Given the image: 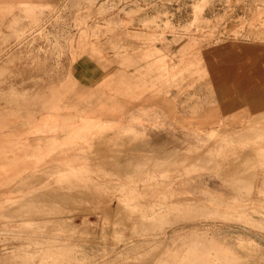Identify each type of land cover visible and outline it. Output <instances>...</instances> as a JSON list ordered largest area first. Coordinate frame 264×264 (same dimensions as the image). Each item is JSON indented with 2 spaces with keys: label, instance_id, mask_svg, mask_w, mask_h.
I'll return each mask as SVG.
<instances>
[{
  "label": "rangeland",
  "instance_id": "374dc122",
  "mask_svg": "<svg viewBox=\"0 0 264 264\" xmlns=\"http://www.w3.org/2000/svg\"><path fill=\"white\" fill-rule=\"evenodd\" d=\"M19 3L0 1V264H264V118L229 99L264 81V53L236 54L264 52V0Z\"/></svg>",
  "mask_w": 264,
  "mask_h": 264
},
{
  "label": "crops",
  "instance_id": "0c3cea01",
  "mask_svg": "<svg viewBox=\"0 0 264 264\" xmlns=\"http://www.w3.org/2000/svg\"><path fill=\"white\" fill-rule=\"evenodd\" d=\"M0 1L2 2L18 1V2H21L19 3V5H22V4H30V2L50 4V3H55L58 0H0ZM31 5L36 6L39 4H31ZM252 42H259V43L263 42L264 43V35H257V40H254ZM227 53L230 54L229 52ZM255 53L257 54L256 57L258 58L259 57L258 55H261L264 52L259 51V52L252 53V52H246V51H241V52L239 51L236 54L240 58H245V59L250 58L251 59V58H255ZM241 64L244 65V64H249V63H241ZM243 80L245 81L244 78ZM230 89L231 91L241 90V91H238L239 93H236V94H233L232 92L231 93L232 95L229 96L230 97L229 99H231L232 96L237 98L239 102L238 108H239L240 116L246 115V117L247 116L252 117L251 119L253 121L264 118V81L252 83L249 85H245L244 82H237L236 88H231L230 86ZM172 113L174 116L173 118H177L178 120H181L183 117L180 113V110H178V112L175 113V109L173 108ZM184 115H187L190 117L189 123L197 124L199 127H202L204 129L212 126V124L215 122V120H217V117H218L217 111L214 108L207 109V111L203 114L199 112V113H196L195 115H192L186 112V114Z\"/></svg>",
  "mask_w": 264,
  "mask_h": 264
}]
</instances>
